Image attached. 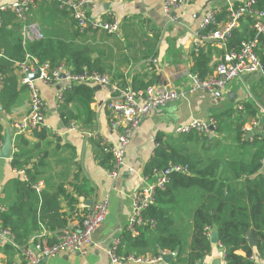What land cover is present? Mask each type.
<instances>
[{"label":"crops","instance_id":"0c3cea01","mask_svg":"<svg viewBox=\"0 0 264 264\" xmlns=\"http://www.w3.org/2000/svg\"><path fill=\"white\" fill-rule=\"evenodd\" d=\"M5 1L7 0H0V4ZM57 1L60 3V0L36 2L30 8V15L42 33L53 38L88 44L92 48L91 58L96 66L109 73L121 85L124 84L122 86L132 85L133 81L136 85L152 81L153 85L161 87L186 89L187 74L192 71L193 55L196 53L193 51V33L200 30L203 16L208 10L223 9L218 19L224 20L225 7L237 4L241 0H191L179 11L173 10L169 13L163 11L161 0H95L88 3L85 9L90 18L103 19L109 12L120 21L119 32L116 34L92 28L86 29L84 33L75 34L72 14L70 12L64 14L61 4L56 5ZM104 3H109L108 9L104 7ZM171 17H176V21L170 20ZM238 28L243 33H250L252 23L248 16L241 19ZM209 30L211 28L205 31ZM262 37L263 40L258 41L260 50H264V36ZM200 49L209 58L208 71L204 74L206 75L222 57L224 48L215 40L209 39L203 42ZM153 58L158 59L157 65L152 63ZM37 84L47 102L45 122L49 128H45L47 135L42 140L33 136L32 131L22 134L28 142L24 148L32 151L30 166L46 152L44 161L47 170L41 174L43 177L51 176V183L64 184L67 188L70 183L81 178L93 189L92 194L82 198L83 200L76 205V212L79 215L69 221V226L76 225L82 212L93 201L104 197L109 199L107 217L93 233L92 243L86 251L60 253L48 258V264H113L104 248L114 239L120 240L122 230L127 228L132 211L131 195L142 186L144 176L142 167L153 153L154 137L157 133L176 136L173 130L181 123L193 118H208L232 108L233 113L225 115L221 121L227 127L226 130H214L215 135L209 140L210 151L216 155L227 146L237 149V143L233 142V138L239 120L245 122L241 129L245 131L246 138L260 139L261 130L264 128V75L245 74L242 78L228 83L219 98L207 92L197 91L144 116L126 148L119 176L111 179L108 168L98 160L94 141L97 131V135L106 137L110 142L116 141L115 131L108 126L105 92L95 89L94 101L91 103L95 118L91 126L85 128L76 121L64 126L57 112L58 84L51 86L40 81H37ZM229 92L233 101L228 96ZM28 108L29 100L26 93L16 103L11 114L0 111V122L11 135V153L15 139L14 122L24 116ZM253 121L257 122L254 127L250 125ZM248 126L250 129L245 130L244 128ZM248 132L249 135L246 136ZM187 146L195 148L194 143H188ZM239 154L240 152L236 151L234 156L238 157ZM221 159L227 161L229 158H223L222 155ZM16 175L24 176L11 167L10 159L0 158V207L13 200V188L8 181ZM176 195L178 202L170 207L173 228L183 237L184 242L188 243L192 231L193 202L187 190L179 189ZM87 200L91 203L85 204ZM214 231L213 229L210 231L211 235ZM21 254V252L15 254L14 264H24ZM146 255L154 256L151 252H147ZM5 260L6 255L0 249V264H5ZM216 260H219L220 264L224 263L219 242L212 246L204 261L210 264ZM119 264L168 263L163 260L154 262L123 260Z\"/></svg>","mask_w":264,"mask_h":264},{"label":"trees","instance_id":"16d2710c","mask_svg":"<svg viewBox=\"0 0 264 264\" xmlns=\"http://www.w3.org/2000/svg\"><path fill=\"white\" fill-rule=\"evenodd\" d=\"M254 6L259 10L264 9V0H255ZM61 7L64 14L71 13L66 4ZM2 16L0 108L5 114H11L16 103L28 93L27 86L19 82L17 71V63L23 61L26 54L32 55L39 63L47 62L49 71L65 63L74 72L81 71L84 66L89 70L104 72L91 58L92 48L88 44L53 38L42 33V38L27 41L23 45L21 22L11 11L3 12ZM248 18L252 23L250 33H243L236 28L227 48L236 47L242 39L254 36V19L250 16ZM103 20L110 21L111 14L108 13ZM72 21L74 32L78 34L73 16ZM28 22L35 23L31 15ZM90 28L88 24L86 29ZM259 39L262 41L263 37ZM257 53L261 63H264V50L257 49ZM208 62L209 58L200 49L193 55L191 69L204 76L208 71ZM132 85L140 89L152 85V81L142 85H136L133 81ZM94 95L95 89L90 85H73L66 90L63 100L57 106L63 125L69 126L76 121L82 127L91 126L95 118L91 108ZM231 113L233 109L228 108L211 116L216 121L215 131L226 130L227 127L221 121ZM244 123L239 120L236 125L233 142L236 141L237 149L227 146L216 155L211 153V146L208 145L211 138L204 135L194 132L176 136L163 133L155 135L153 153L143 164V175L153 178L174 164L186 165L188 171H167L169 182L164 189L156 191L153 203L143 213L145 217L154 220V226L143 225L137 234L124 228L120 234L117 256L126 260L130 255L146 256L147 252H151L157 256L166 251L173 253L168 264H207L205 256L212 250L208 234L213 229L217 232L224 264H254L251 255L260 264L264 262V140L262 135L260 139L246 138L245 131L241 129ZM32 135L42 140L47 131L45 128L32 130ZM4 136L5 127L0 122V146ZM94 137L98 160L110 170L112 156L103 149L102 137L97 134ZM188 143H194L195 148H189ZM26 145L28 142L22 134L15 137L10 164L16 171L22 170L24 176L16 175L8 181L13 188L14 198L0 208V227L10 231L15 243L12 245L5 242L0 245L6 255L5 264H14L13 257L21 252L33 234L41 231L53 233L66 227L71 219L79 215L76 205L82 198L93 193L87 181L81 178L70 183L69 188L64 184L51 183V176L41 175L47 170L44 161L47 153H42L37 162L30 166L32 151L25 149ZM236 151L240 152L238 157L234 156ZM222 155L229 159L222 161ZM39 182L42 185L37 191L36 185ZM179 189L187 190L193 202L192 231L188 243L174 230L170 215V207L178 202L176 192ZM249 235L253 244L249 241Z\"/></svg>","mask_w":264,"mask_h":264},{"label":"built area","instance_id":"2783aa9c","mask_svg":"<svg viewBox=\"0 0 264 264\" xmlns=\"http://www.w3.org/2000/svg\"><path fill=\"white\" fill-rule=\"evenodd\" d=\"M40 1L54 0H7L0 4V25L3 23L2 13L11 11L21 22L23 45L27 41L43 37L39 26L36 23L28 22L30 8ZM94 1L60 0V4L61 6L66 4L71 9L79 33H84L88 24L92 29L104 30L107 33H118L120 21L111 13L108 12L111 14L110 21L90 18L87 15L85 6ZM190 2L191 0H161L162 9L165 13L173 10L179 11ZM254 4L255 0H241L237 4H229L224 9V20L218 19L223 9L215 8L205 13L200 23V30L193 33V51L198 52L203 42L210 39L215 40L223 47L224 53L210 73L202 76L198 72L190 71L187 74L186 89H173L153 84L140 89L133 88L131 85L122 86L107 72L100 73L89 70L86 66L81 71L74 72L65 63H61L49 71L50 68L47 62L39 63L32 55L26 54L25 59L17 63V71L19 82L27 86L29 108L24 116L14 122V136L32 130L49 128V125L45 122L47 102L41 94L37 81L51 86L58 84L56 92L57 106L63 100V93L73 85L84 84L90 85L94 89L103 90L106 95L104 103L108 113V126L115 131L116 141L110 142L106 137L99 136L102 137L103 149L112 156V167L108 170V175L111 179L117 178L124 164L126 148L131 141L135 128L144 116L169 102L179 100L186 94H194L197 91L209 94L221 92L233 80L242 78L245 74L257 72L262 64L257 49L259 37L264 36V9H257ZM246 16L254 19V36L242 39L236 47L227 48V43L232 37L233 31L238 28L241 19ZM170 20L176 21V17H171ZM208 28H211V30L205 31ZM158 62L157 58L152 59V63L155 65ZM35 71H38L39 76L36 79H31L29 75ZM250 125L254 127L257 122L253 121ZM215 127L216 121L213 117L193 118L176 126L173 132L177 135L194 132L212 138L215 135ZM244 129L249 130L250 127ZM261 132L264 140V128ZM95 134H98V131ZM166 170L186 173L188 168L186 165L174 164ZM20 172L23 173L22 170ZM149 179L148 176H143L142 186L131 195L132 211L128 219L127 229L132 234H137L138 229L143 225L154 226V220L145 217L143 213L153 203L156 191L164 189L169 182L165 171L157 173L152 181H149ZM40 187L41 182L36 185V190L39 191ZM108 210L109 199L104 197L93 201L82 212L78 222L75 223L76 225H68L53 233L41 231L33 234L21 249L24 264H48V258L60 253L85 252L92 243L93 233L104 223ZM208 235L211 236V233L209 232ZM119 241V239H114L109 246L104 248L113 264H119L123 261L116 254ZM5 242L15 245L10 231L0 227V245ZM167 253L162 251L157 256L136 257L130 255L124 261H162L163 255ZM250 259L254 264H260L254 255H251Z\"/></svg>","mask_w":264,"mask_h":264},{"label":"water","instance_id":"95a60500","mask_svg":"<svg viewBox=\"0 0 264 264\" xmlns=\"http://www.w3.org/2000/svg\"><path fill=\"white\" fill-rule=\"evenodd\" d=\"M104 7L106 9H108L109 7V3H104L103 4ZM174 15V12L172 13ZM257 74L259 75H264V63L261 64L260 68L257 70L256 72ZM30 78L31 79H36L38 78L39 76V73L38 71H35L34 73H31L30 75ZM214 97H220L221 96V92H215L214 94H212ZM228 96L230 98L231 101H233L232 97H231V93L229 92L228 93ZM0 111H1V108H0ZM249 135V132L246 136ZM10 132L8 129L5 130V136H4V141L3 143L1 144V147H0V158L1 159H10V156H11V137H10ZM263 172H264V168H263ZM165 173H167V170H165ZM91 201L90 200H87L85 201V204H90ZM210 241L212 243V246H215V244L218 242V237H217V232L214 231V233L211 235L210 237ZM249 241L251 244L254 243L253 239L251 238V236L249 235ZM173 258V254L172 253H167L165 255H163V261L165 263H169V261ZM210 264H220L219 263V260H216V261H213L212 263Z\"/></svg>","mask_w":264,"mask_h":264}]
</instances>
